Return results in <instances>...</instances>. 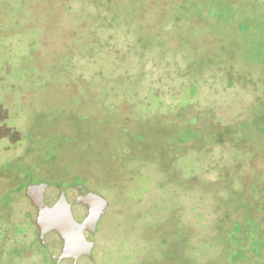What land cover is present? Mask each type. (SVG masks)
<instances>
[{
	"label": "rangeland",
	"instance_id": "1",
	"mask_svg": "<svg viewBox=\"0 0 264 264\" xmlns=\"http://www.w3.org/2000/svg\"><path fill=\"white\" fill-rule=\"evenodd\" d=\"M263 53L264 0H0V171L66 185L20 162L90 127L98 264H264ZM35 220L11 194L0 254L52 264Z\"/></svg>",
	"mask_w": 264,
	"mask_h": 264
},
{
	"label": "flooded vegetation",
	"instance_id": "2",
	"mask_svg": "<svg viewBox=\"0 0 264 264\" xmlns=\"http://www.w3.org/2000/svg\"><path fill=\"white\" fill-rule=\"evenodd\" d=\"M221 16H224V15H221ZM196 128H198V127H196ZM187 130H188V134L191 135V138L189 140V144H190V146H192L194 143V140H196V138H194V135L191 134L192 133L191 129L188 128ZM203 132H201V134ZM193 146H195V145H193ZM33 154L34 153H32L30 156L26 157L25 161L20 162V163L25 164V165H26V163H30V162L34 163L37 155L33 157ZM27 166L29 167V165H27ZM34 168H38V167H34ZM49 172L50 171L48 169L39 167L38 173L42 178L52 179L53 176H51L52 174H49ZM30 176L31 175L20 176V174H17V173H3L2 171H0V206H7L8 205L9 196L11 194H14L18 191H23V196L30 203L31 207H33V209L35 210L36 220L34 222V227H35V231H36V235H37V242H36L37 247H39L41 249V251L44 253V255L47 256L46 259L49 262H51L52 264H98L96 261V256H97V251H98V247L96 245L97 244L96 238H97V235L99 234V229H101V224H100L101 222L100 221L109 210H107V212L98 220V222L94 228L93 235H92V248L88 251L87 247L85 245L86 239L89 240L87 238L88 234L86 232L84 235L85 237L82 238V237H80L78 232L75 233V231L69 227L65 228L64 230H59V231L57 229H49V230L42 229V230H40L39 228H37V225H36L37 214H36L35 206L31 202V200L26 196V189L28 187L34 186V185H39L42 183H46L49 185L64 186V187H70V186H74V185H82V186L86 187L89 191L96 193V194H99V193L91 190L89 187H87V182H88L89 178L86 179V182H72V183H66V185L65 184L61 185L59 183L48 182L45 180H41L38 182H32ZM94 181H96V180H94ZM108 209H109V205H108ZM40 235H41V237H40ZM47 236H52V238H51L52 243H50L48 245L46 244V237ZM89 242H90V240H89ZM177 243L179 245H183L182 242H176L175 244L177 245ZM12 250H14V251L19 250V247L13 248ZM88 252H89V255L86 254ZM17 262H18L17 257L14 254L9 255L8 257L6 254H0V264H17ZM170 263L171 264H183L181 255L178 253L170 254L162 262V264H170Z\"/></svg>",
	"mask_w": 264,
	"mask_h": 264
},
{
	"label": "water",
	"instance_id": "3",
	"mask_svg": "<svg viewBox=\"0 0 264 264\" xmlns=\"http://www.w3.org/2000/svg\"><path fill=\"white\" fill-rule=\"evenodd\" d=\"M26 196L35 206L37 228L59 231L69 227L82 238L86 232L90 242L86 239L85 245L88 251L92 248L94 228L108 210L104 197L82 185L63 187L46 183L28 187Z\"/></svg>",
	"mask_w": 264,
	"mask_h": 264
},
{
	"label": "trees",
	"instance_id": "4",
	"mask_svg": "<svg viewBox=\"0 0 264 264\" xmlns=\"http://www.w3.org/2000/svg\"><path fill=\"white\" fill-rule=\"evenodd\" d=\"M256 56L259 55L257 54ZM261 59L264 62V57L263 58L261 57ZM111 130L112 129L110 128L104 132V134L106 133L108 134L107 140L113 138L112 135L113 133L111 132ZM91 134L92 131L90 127H83V129L81 130L76 129L75 134L72 135V137H74V143L72 146H70L69 152L73 151L74 156L73 158L71 156V159L75 161H73V163L70 166H66L63 162L54 164L56 163L55 160L58 159V156L64 150V149L62 150L61 147L59 148L58 151L53 152L54 153L53 155L46 158L45 163L40 164L38 158L39 156H37L35 158L34 163L30 162V163H26V165H29L31 168L40 167V168L48 169L50 171L49 174H52L51 176H53L52 177L53 180L54 178H57L59 180L67 181L68 183H70L71 180H74L73 182H86L88 173H92V175H101L102 177H109V175L114 172V163L116 161L119 162V160L121 159L120 158L110 159L109 157L103 156V154L106 155V153H102V151L106 152L105 148H103V150L101 151L102 154L98 155L99 157L97 155H92L91 153H93L92 151H94L92 147L95 141L97 140L96 137L92 136ZM75 137H77L78 139H76ZM79 139H81V141ZM82 141L88 142L89 147L86 148L78 144L79 142ZM127 145H129V142Z\"/></svg>",
	"mask_w": 264,
	"mask_h": 264
}]
</instances>
